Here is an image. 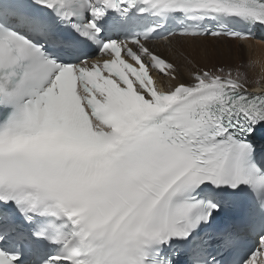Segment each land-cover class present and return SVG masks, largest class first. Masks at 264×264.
<instances>
[{
    "label": "snow or ice",
    "instance_id": "6c2138e0",
    "mask_svg": "<svg viewBox=\"0 0 264 264\" xmlns=\"http://www.w3.org/2000/svg\"><path fill=\"white\" fill-rule=\"evenodd\" d=\"M254 30L264 0H0V264H264V86L150 46L254 68Z\"/></svg>",
    "mask_w": 264,
    "mask_h": 264
},
{
    "label": "bare ground",
    "instance_id": "6f19581e",
    "mask_svg": "<svg viewBox=\"0 0 264 264\" xmlns=\"http://www.w3.org/2000/svg\"><path fill=\"white\" fill-rule=\"evenodd\" d=\"M183 41V42H181ZM252 59L258 61L254 68L246 66L243 74L247 77L248 87L264 86V44L258 43V40L252 42ZM153 49L161 55L180 65L181 71H185L183 58L187 57L197 67L212 68L214 61H223L228 69L233 67L236 61L243 59L246 63L249 59L247 49L241 47L240 43L235 40H227L224 38H170V41H164L154 44ZM225 59V60H222ZM241 72V71H240ZM242 73V72H241ZM186 75V72H185Z\"/></svg>",
    "mask_w": 264,
    "mask_h": 264
},
{
    "label": "rangeland",
    "instance_id": "374dc122",
    "mask_svg": "<svg viewBox=\"0 0 264 264\" xmlns=\"http://www.w3.org/2000/svg\"><path fill=\"white\" fill-rule=\"evenodd\" d=\"M181 42H183V41H181ZM222 60H225V59H222ZM241 61H236V63H234V65H231V66H233V67H229V65H228V68H231V69H233V74L235 75V72H236V70L237 69H239V71H241L242 73H243V69L244 68H246V66H247V63L243 60V59H240ZM223 62V61H222ZM221 61H214V63H215V65L217 66V67H219V66H224L225 67V65L224 64H221L222 63ZM213 66V65H212ZM226 68V67H225Z\"/></svg>",
    "mask_w": 264,
    "mask_h": 264
}]
</instances>
